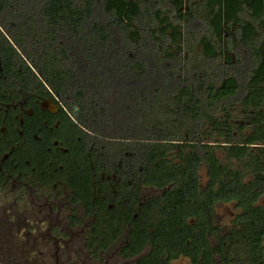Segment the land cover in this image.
<instances>
[{"label": "trees", "instance_id": "16d2710c", "mask_svg": "<svg viewBox=\"0 0 264 264\" xmlns=\"http://www.w3.org/2000/svg\"><path fill=\"white\" fill-rule=\"evenodd\" d=\"M0 14V53L160 191L133 226L144 264H264V0H0ZM218 204L238 211L229 231Z\"/></svg>", "mask_w": 264, "mask_h": 264}, {"label": "flooded vegetation", "instance_id": "af4514ba", "mask_svg": "<svg viewBox=\"0 0 264 264\" xmlns=\"http://www.w3.org/2000/svg\"><path fill=\"white\" fill-rule=\"evenodd\" d=\"M33 73L0 53V264H144L133 226L160 191L133 182L71 98Z\"/></svg>", "mask_w": 264, "mask_h": 264}, {"label": "rangeland", "instance_id": "374dc122", "mask_svg": "<svg viewBox=\"0 0 264 264\" xmlns=\"http://www.w3.org/2000/svg\"><path fill=\"white\" fill-rule=\"evenodd\" d=\"M116 142L113 141H107V144L110 146H113ZM109 146V147H110ZM201 176L203 180L206 178V170L202 169L201 171ZM158 194L152 189H149L145 192L146 196L149 195H156ZM238 211L235 209L234 204H218L216 207V224L224 231H229L232 226V221ZM172 264H191L189 259L187 258H180L176 261H174Z\"/></svg>", "mask_w": 264, "mask_h": 264}]
</instances>
